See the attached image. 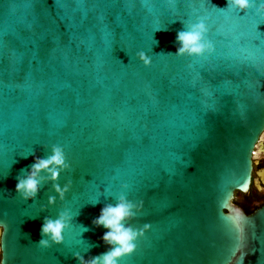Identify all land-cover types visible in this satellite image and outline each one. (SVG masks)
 Masks as SVG:
<instances>
[{"label":"water","instance_id":"1","mask_svg":"<svg viewBox=\"0 0 264 264\" xmlns=\"http://www.w3.org/2000/svg\"><path fill=\"white\" fill-rule=\"evenodd\" d=\"M226 2L0 0V264L104 253L92 221L120 194L143 202L127 221L143 235L118 264H264V205L233 201L264 131V0ZM198 19L211 50L170 54ZM53 145L70 165L64 200L47 205L51 182L21 199L17 177ZM65 210L63 243L39 247L44 218Z\"/></svg>","mask_w":264,"mask_h":264},{"label":"clouds","instance_id":"2","mask_svg":"<svg viewBox=\"0 0 264 264\" xmlns=\"http://www.w3.org/2000/svg\"><path fill=\"white\" fill-rule=\"evenodd\" d=\"M248 3L249 0H227L226 6L221 9L232 7L244 12L248 7ZM206 31L207 28L202 19H198L195 23H184V30L178 31L176 34L175 43L178 45L176 52L170 54L199 56L206 50H211V45L204 39ZM136 56L145 66L151 63L150 57L143 51L137 52ZM31 155L34 156V163L30 165L25 175L17 177L15 192L19 194L21 199L27 201L38 195L44 183L51 182L52 190L56 193V196L49 195L47 205L55 204L57 197L63 201L71 184L69 181L61 187L56 183L60 173L70 167L66 163L63 147L53 145L51 154L45 158L35 157L34 152ZM22 172H25V170H22ZM41 173H44V175H41ZM142 203V201L139 205L133 203L124 194H120L116 197L115 204H106L101 209L100 215L93 219L92 224L97 227L102 226L107 230L101 239L109 246L108 250L89 259H85L79 252H74L72 255L78 261V264H118L120 258L132 254L136 249L135 241L139 235H143V230L134 228L127 221L136 217ZM44 210L45 208L42 205L41 211ZM71 219L72 217L66 210L59 212L55 219L45 217L40 229L42 238L36 244L39 247L48 248L63 243V232L69 226ZM147 227L148 225H144V228Z\"/></svg>","mask_w":264,"mask_h":264},{"label":"flooded vegetation","instance_id":"3","mask_svg":"<svg viewBox=\"0 0 264 264\" xmlns=\"http://www.w3.org/2000/svg\"><path fill=\"white\" fill-rule=\"evenodd\" d=\"M251 181L246 192H234L233 201L246 212H252L264 205V131L253 152Z\"/></svg>","mask_w":264,"mask_h":264},{"label":"snow or ice","instance_id":"4","mask_svg":"<svg viewBox=\"0 0 264 264\" xmlns=\"http://www.w3.org/2000/svg\"><path fill=\"white\" fill-rule=\"evenodd\" d=\"M180 2H182V0H180ZM235 223L237 225L238 233L242 235V230H241L240 226L244 223V221L241 220L240 217H237ZM240 264H241V262H240Z\"/></svg>","mask_w":264,"mask_h":264}]
</instances>
